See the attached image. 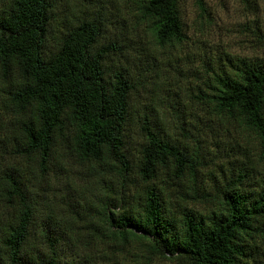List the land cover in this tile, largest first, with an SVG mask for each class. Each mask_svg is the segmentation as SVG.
Returning <instances> with one entry per match:
<instances>
[{"label": "trees", "instance_id": "obj_1", "mask_svg": "<svg viewBox=\"0 0 264 264\" xmlns=\"http://www.w3.org/2000/svg\"><path fill=\"white\" fill-rule=\"evenodd\" d=\"M70 1L0 0V264H129L127 253L131 264H260L264 174L258 190L247 189L255 168L241 166L214 194L198 189L208 147L196 135L193 145L180 143L146 112L134 122L143 139L133 154L137 82L121 63L127 46L121 34L102 36L103 3L88 15ZM127 2L157 45L184 43L180 0ZM228 62H203L207 90L199 87L197 98L253 136L264 172V64ZM66 149L104 175L107 193L95 202L55 193ZM186 177L193 187L184 194ZM173 181L178 198L215 199V209L177 201L174 213L166 189ZM133 242L141 250L130 252Z\"/></svg>", "mask_w": 264, "mask_h": 264}, {"label": "rangeland", "instance_id": "obj_2", "mask_svg": "<svg viewBox=\"0 0 264 264\" xmlns=\"http://www.w3.org/2000/svg\"><path fill=\"white\" fill-rule=\"evenodd\" d=\"M71 1L76 14L82 11L88 15L96 12L103 3L105 24L102 36L107 39L121 34L127 46L128 57L121 59V63L137 82V89L130 98L128 131L131 152L137 154L143 139L134 122L146 112L151 114V120L158 127L180 143L191 146L196 135L195 138L208 147L205 164L197 174L195 185L198 189L214 194L216 185H223L224 180L241 166L255 168L247 189L258 190L264 172L257 162V143L253 136L233 118L219 116L200 103L197 89H205L204 61L228 64L231 60L245 59L264 64V0H203V14L196 0H180L186 39L183 44L174 46L157 45L146 25L136 22L127 0ZM57 27H62L59 21L53 33L57 34ZM60 159L63 169L57 172V182L53 181L58 196H73L83 204L95 202L107 193L100 182L104 175L99 177L88 164L78 163L67 149ZM48 178L49 182L54 179L52 175ZM105 179H108L107 175ZM179 182L184 194L190 193L192 182L187 177ZM175 183L177 181L170 182L166 188L167 193L172 194L170 200L174 213L180 209L177 201L204 214L215 209V199H192L187 195L178 198ZM155 184L162 185L159 180ZM137 186L140 188L143 183ZM72 206L79 207L75 203ZM130 248V252L141 250L136 242ZM124 258L129 264L134 263L129 253ZM152 264L173 263L156 259ZM260 264H264V258Z\"/></svg>", "mask_w": 264, "mask_h": 264}]
</instances>
